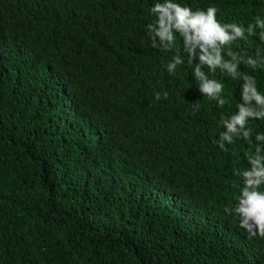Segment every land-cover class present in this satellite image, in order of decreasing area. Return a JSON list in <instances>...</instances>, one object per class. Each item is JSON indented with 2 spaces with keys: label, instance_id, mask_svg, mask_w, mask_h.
<instances>
[{
  "label": "trees",
  "instance_id": "obj_1",
  "mask_svg": "<svg viewBox=\"0 0 264 264\" xmlns=\"http://www.w3.org/2000/svg\"><path fill=\"white\" fill-rule=\"evenodd\" d=\"M162 2L0 0V264H264V237L224 211L264 121L219 148L243 81L217 70L224 107L203 96L178 35L179 52L152 46ZM173 2L264 19V0ZM260 31L230 47L264 53ZM240 71L264 93V69Z\"/></svg>",
  "mask_w": 264,
  "mask_h": 264
},
{
  "label": "clouds",
  "instance_id": "obj_2",
  "mask_svg": "<svg viewBox=\"0 0 264 264\" xmlns=\"http://www.w3.org/2000/svg\"><path fill=\"white\" fill-rule=\"evenodd\" d=\"M156 16L155 24H149L148 30L153 35L152 46L163 51L177 52V35L182 39L183 51L187 54V63L192 66L193 75L199 81L198 91L216 102L223 108L226 101L222 95L224 84L214 77L219 70L233 80H242L240 85V101L237 110L220 119L224 131L216 141L219 148L227 152L225 146L243 140L253 143V130L250 121H264V93L260 92L253 76L241 72L243 63L253 70L264 69V53L257 49L254 56H242L230 45L236 40H246L248 36L257 34L264 40V19L257 17L247 28L235 23L221 24L216 20L217 9L209 7L206 11L193 12L189 7L181 6L173 0H163L152 7ZM247 33V35H246ZM227 57V58H226ZM184 58L177 54L167 64V71L173 74ZM208 71L205 72L204 68ZM167 93H164L166 98ZM161 93H155V99L160 100ZM194 110L200 104L193 103ZM255 148L246 153L249 167L235 169L234 175L242 184L233 181L232 186L239 190V196L234 208H225V213L234 214L239 220V226L245 230L249 238L264 237V132L255 133Z\"/></svg>",
  "mask_w": 264,
  "mask_h": 264
}]
</instances>
